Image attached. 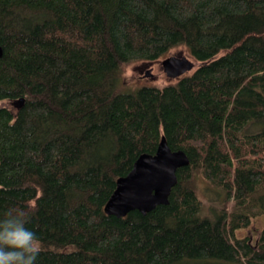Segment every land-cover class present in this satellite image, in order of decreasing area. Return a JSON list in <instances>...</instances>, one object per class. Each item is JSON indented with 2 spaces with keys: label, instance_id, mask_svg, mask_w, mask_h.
Instances as JSON below:
<instances>
[{
  "label": "trees",
  "instance_id": "trees-1",
  "mask_svg": "<svg viewBox=\"0 0 264 264\" xmlns=\"http://www.w3.org/2000/svg\"><path fill=\"white\" fill-rule=\"evenodd\" d=\"M178 47L191 73L116 90ZM20 98L0 107V214L27 211L36 264H264V228L255 247L234 236L264 188V0H0V101ZM161 136L189 159L168 204L105 215ZM197 175L223 192L210 215Z\"/></svg>",
  "mask_w": 264,
  "mask_h": 264
},
{
  "label": "water",
  "instance_id": "water-1",
  "mask_svg": "<svg viewBox=\"0 0 264 264\" xmlns=\"http://www.w3.org/2000/svg\"><path fill=\"white\" fill-rule=\"evenodd\" d=\"M162 72L169 80H175L194 68V62L183 55H171L159 61ZM150 69L146 74H150ZM20 98L11 105L16 109L23 105ZM189 164L182 150H171L163 136L154 154H140L131 169L115 181V187L104 204L105 215L123 218L129 212L144 215L156 206L167 205L171 189L176 184V171Z\"/></svg>",
  "mask_w": 264,
  "mask_h": 264
},
{
  "label": "rangeland",
  "instance_id": "rangeland-1",
  "mask_svg": "<svg viewBox=\"0 0 264 264\" xmlns=\"http://www.w3.org/2000/svg\"><path fill=\"white\" fill-rule=\"evenodd\" d=\"M171 55H183L189 57L184 48L181 47L172 49L167 56ZM159 61H137L127 64L122 69L121 77L116 80V90L121 93H133L142 87H163L173 82L174 80H169L168 78H166L159 65ZM196 66L197 64L194 62V68L192 69V71ZM148 69H150V74H146ZM192 71H190L189 73H191ZM0 107H7L11 110H14L15 108L11 105V102L6 100L0 101ZM194 187L196 196L201 203L202 214L210 215L213 209L216 211L221 206L223 192L215 185L209 183L200 175H197L194 179ZM257 196L258 200L259 198L261 199L256 205H252V203L254 204V199ZM252 199L253 202L251 203V206L246 209L249 216V223L247 227L237 229L234 233V236L237 239H248L249 244L252 247H255L258 243L260 231L264 228V188L257 191L253 195ZM226 206L227 210L230 212L239 211L238 208H235V204L233 201L228 202ZM207 263L232 264L223 261H209Z\"/></svg>",
  "mask_w": 264,
  "mask_h": 264
},
{
  "label": "clouds",
  "instance_id": "clouds-1",
  "mask_svg": "<svg viewBox=\"0 0 264 264\" xmlns=\"http://www.w3.org/2000/svg\"><path fill=\"white\" fill-rule=\"evenodd\" d=\"M29 219L27 211L16 205L0 214V264H36L42 245L28 226Z\"/></svg>",
  "mask_w": 264,
  "mask_h": 264
}]
</instances>
